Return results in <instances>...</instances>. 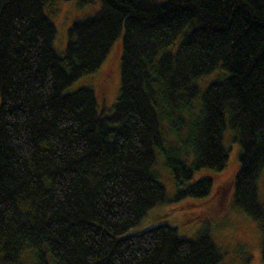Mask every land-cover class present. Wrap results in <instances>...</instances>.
<instances>
[{"label": "trees", "instance_id": "1", "mask_svg": "<svg viewBox=\"0 0 264 264\" xmlns=\"http://www.w3.org/2000/svg\"><path fill=\"white\" fill-rule=\"evenodd\" d=\"M50 1L0 0V264H19L25 246L35 264H47L46 253L53 264H219L224 252L205 231L123 233L166 199L154 149L174 199L201 198L211 180L186 182L225 167L226 126L239 145L233 205L258 223L264 264V0H100L71 23L62 55L43 12ZM118 36L120 86L105 116L90 87L65 89L95 71ZM215 70L224 76L190 114L194 81ZM164 123L176 134L185 125L188 165L163 149Z\"/></svg>", "mask_w": 264, "mask_h": 264}, {"label": "rangeland", "instance_id": "2", "mask_svg": "<svg viewBox=\"0 0 264 264\" xmlns=\"http://www.w3.org/2000/svg\"><path fill=\"white\" fill-rule=\"evenodd\" d=\"M99 8L100 0H93L87 4H79L77 0H52L45 4L43 12L55 30L52 46L56 54L64 53L67 31L71 23L94 14ZM121 51L122 41L121 36H118L99 67L77 78L66 87L65 91L71 92L81 87H90L94 93L96 110L105 116L109 115L120 86ZM224 74L222 70H215L194 81L198 88V95L192 99L190 114L196 115L200 94L204 88ZM181 116L187 118V113L183 112ZM164 127L163 149L166 153L169 150L176 153L188 165L192 157L184 147L185 125L178 128L177 134L169 130L167 123H164ZM233 136V132L226 126L223 131V146L227 149V161L221 171L206 168L196 170L191 179L186 182L191 184L201 178L211 180L210 193L201 198L174 199L175 188L170 171L164 165L161 151L155 148L152 171L156 175L157 182L164 188L166 199L150 208L141 221L126 230L123 235L138 234L157 225L174 227L177 234L186 239H193L201 231H205L216 246L224 252L219 264H262V231L256 221L233 205L232 181L238 169L239 154V145L233 140ZM220 184L226 187L222 191L215 192V188ZM257 196L264 208V169L257 179ZM18 262L19 264H35L30 247H23L18 256ZM46 262L53 264L48 253H46Z\"/></svg>", "mask_w": 264, "mask_h": 264}]
</instances>
